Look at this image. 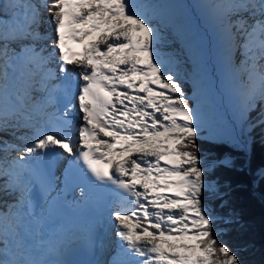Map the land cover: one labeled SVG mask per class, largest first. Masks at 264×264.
Returning <instances> with one entry per match:
<instances>
[{
	"label": "snow or ice",
	"instance_id": "obj_1",
	"mask_svg": "<svg viewBox=\"0 0 264 264\" xmlns=\"http://www.w3.org/2000/svg\"><path fill=\"white\" fill-rule=\"evenodd\" d=\"M204 7L241 119L259 108L246 131L264 132V0ZM160 9L0 0V264H66L54 257L76 237L54 210L68 191L87 201L95 187L114 197L115 247L101 264H244L247 246L220 239L238 224L230 186L212 179L234 160L212 155L211 134L200 140L181 61L161 51ZM233 146L247 152L250 140Z\"/></svg>",
	"mask_w": 264,
	"mask_h": 264
},
{
	"label": "trees",
	"instance_id": "obj_2",
	"mask_svg": "<svg viewBox=\"0 0 264 264\" xmlns=\"http://www.w3.org/2000/svg\"><path fill=\"white\" fill-rule=\"evenodd\" d=\"M189 86L186 92L190 93ZM190 104L192 99L189 97ZM259 108L249 114V121L241 129L242 140H250V150L245 152L233 146V142L225 139L214 141L212 155L216 157H232L235 166L230 169L217 170L212 179L227 183L230 192L227 199L229 208L238 216V224L222 234V243H227L236 250L246 245V250L240 253L244 264H264V179H259L258 172L264 169V132L260 127L250 133L246 131L249 122L257 118ZM206 141L207 138L200 137ZM240 141V140H238ZM235 142V141H234ZM207 145H202V155L207 156ZM214 206V205H213ZM220 211L219 208L216 209Z\"/></svg>",
	"mask_w": 264,
	"mask_h": 264
},
{
	"label": "rangeland",
	"instance_id": "obj_3",
	"mask_svg": "<svg viewBox=\"0 0 264 264\" xmlns=\"http://www.w3.org/2000/svg\"><path fill=\"white\" fill-rule=\"evenodd\" d=\"M194 15L196 18V23L194 25L203 36L198 53L206 55L201 65L207 77L206 84L212 91L210 94L211 101L222 111L223 115V119L215 120L213 114H216L218 110L210 109V112L202 110L200 117V126L202 129L201 136L208 138L211 134L216 138L215 140L225 139L231 142L238 140L242 141V137L244 138V136L242 135L241 129L244 126V122L246 125V121L241 119L240 98L233 92V83L224 70L223 54L218 46L217 37L214 32H209L199 14L194 12ZM159 26L161 27L162 36L164 37L161 51L171 53L176 59L181 61L178 67L181 71V79L184 82L185 92L187 91L186 86H189L190 93L187 96L192 99L190 105L200 114L201 101L194 95V84L190 80L191 71L199 69L200 64L194 66L195 59L180 50V47L175 41L174 29L163 25L161 22H159ZM232 121H235L236 124H232L230 128L227 126V123Z\"/></svg>",
	"mask_w": 264,
	"mask_h": 264
},
{
	"label": "bare ground",
	"instance_id": "obj_4",
	"mask_svg": "<svg viewBox=\"0 0 264 264\" xmlns=\"http://www.w3.org/2000/svg\"><path fill=\"white\" fill-rule=\"evenodd\" d=\"M209 2L210 0H153V3L161 6V16L159 22L170 27L171 29H174L175 41L180 47V50L184 51L188 56L195 59L194 66L196 64H200L199 69L192 70L190 75V80L194 84V95L201 101V112L199 116L201 117L202 110L210 112V109H215L218 111L216 114H213V116L215 120H219L223 119L222 111H220L214 102L211 101L212 99L210 94L212 91L206 84L207 77L201 66L202 62L206 58V55L202 54L201 52V54L198 53L203 36L194 25L196 23L194 12H196L199 14L201 20H203L205 23L209 32H214L211 26L208 11L204 7V5ZM232 124H236V122H229L227 123V126L231 128ZM13 155H15V153ZM105 222L108 229L102 241L99 254L97 255L93 264H101V262L109 259L110 253L115 247V237L113 235L114 226L110 219V213ZM54 258L61 259L67 264V261L62 259L60 256Z\"/></svg>",
	"mask_w": 264,
	"mask_h": 264
}]
</instances>
